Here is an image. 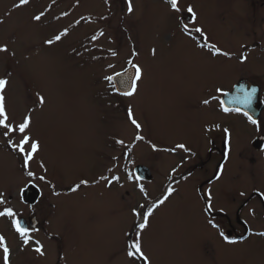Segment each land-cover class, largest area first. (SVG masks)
Segmentation results:
<instances>
[{"label":"rangeland","instance_id":"1","mask_svg":"<svg viewBox=\"0 0 264 264\" xmlns=\"http://www.w3.org/2000/svg\"><path fill=\"white\" fill-rule=\"evenodd\" d=\"M263 1L180 0L181 12L174 13L167 0H131L128 13V0H30L19 7V0H0V46L8 48L0 53L7 113L13 123L30 115L29 135L40 142L25 166L0 136V199L5 202L0 211L11 208L13 217L35 213L54 227L65 221L61 231L79 236L80 255L71 257V264H131L126 246L140 231L139 213L172 188L142 232L151 264H264V236L259 235L264 205L254 198L242 209L240 218L251 232L243 242L229 243L227 219L206 213L198 189L219 161L216 147L226 139L222 172L203 188L211 196L209 210L226 214L234 225L236 209L253 191L264 201V149L251 145L264 135V108L252 124L239 113L225 112L220 102L225 91L245 79L259 83L264 104ZM189 5L195 13L190 24L182 19ZM40 12L45 15L34 20ZM65 28L69 35L55 41ZM49 39L51 45L45 43ZM202 41L207 48L197 47ZM215 48L230 55L214 54ZM133 64L143 69L142 79L133 95H119L106 77ZM129 109L140 129L128 119ZM12 140L19 143V134ZM201 162L192 175L173 181ZM137 165L147 166L152 178L139 180L133 171ZM27 183L42 189L35 207L18 193ZM13 217L0 219L9 264H56V250L48 245L46 258L28 259V245L12 238ZM2 254L0 248V264Z\"/></svg>","mask_w":264,"mask_h":264},{"label":"snow or ice","instance_id":"2","mask_svg":"<svg viewBox=\"0 0 264 264\" xmlns=\"http://www.w3.org/2000/svg\"><path fill=\"white\" fill-rule=\"evenodd\" d=\"M30 2V0H19V6H24L27 5ZM167 3L170 5L171 10L174 13H180L181 12V7H180V0H167ZM128 13H132L133 7L131 4V0H128V8H127ZM187 12L192 14V18L195 19V13L193 11V8L189 5L187 7ZM45 15V12H40L39 14L35 15L33 17L34 20L40 21L42 17ZM68 13H62L61 16H66ZM76 24L79 23V21L75 22ZM182 28L184 29L185 32L188 31L187 25H182ZM196 33H203V30L201 28H195ZM69 35V31L67 28L63 29L59 34L55 35L54 40L59 42L62 40V38L66 37ZM103 35V33H101ZM97 37L94 35L92 37L93 40H95ZM46 44L51 45L53 43V39H49L45 41ZM215 47V46H213ZM155 49L152 50V54L155 55ZM8 52V48L6 46H0V53H6ZM113 56L116 55L115 52L111 53ZM214 54H220L224 56H229V53H222L220 49L215 48V53ZM246 57L241 56L240 61L243 63L245 61ZM131 63V61H129ZM134 68V74L132 77V83L130 85L131 90L130 91H125L123 94L127 96H131L135 93L136 87H137V82L142 79L143 75V69L141 68L140 65L138 64H133L132 65ZM120 74H117L119 76ZM106 79L111 80L112 77H106ZM8 81L6 79L0 78V136L5 137L11 147L18 152L23 157L25 166H27L28 162L34 158V156L38 153L40 149V142L37 138H34L33 136L29 135V133L32 130V117L30 115H25L22 118V121L19 123H13L10 121V118L7 113V106H6V97L4 95V90L7 85ZM218 91H220L218 89ZM239 92L241 95L236 96L233 100H230L229 103H240L243 104L246 108L251 107L253 97L256 93L255 88L251 89H245L243 86H240ZM38 102L43 105L45 103L44 97L40 96L38 97ZM209 101L205 100L204 103L207 104ZM225 112L230 111L228 108H223ZM232 111H240V109H232ZM247 115V113H245ZM249 120L253 123L256 124L255 120H252V118L249 116ZM128 119L130 120L131 124L135 126L136 129H140L141 125L140 123L137 122V120L134 118V115L132 113V110L129 109L128 111ZM225 132H227V129H225ZM19 134V143H15L12 140V137L15 136L16 134ZM137 139H142L141 136H137ZM117 143L123 144V141H117ZM177 148H185V145L183 144H178L176 146ZM28 176L31 177L33 176V172L29 171ZM219 178V176L217 177ZM40 179H44V177H41ZM113 179H118V178H113ZM86 183L85 181H81V184ZM75 190V189H74ZM143 192L144 189H141ZM173 189L169 188L167 190V195L164 196L163 199L159 200L158 202H154L151 207L148 208L147 212H142L139 213V215L142 216V223L137 225L138 231L135 235V238L132 240L130 244L126 246V254L127 257L130 259L131 264H135V261L137 258L142 262V264H151V259L150 257L146 254L144 251V245H143V236L142 232L149 227V218L154 215V209L158 208L159 205H162L165 203V201L172 195ZM211 200V196H209V201ZM5 202L0 199V204H4ZM142 208L144 206H141ZM133 215H137L138 213L136 212V209H132ZM2 216H8V217H13L14 212L11 208H4L3 211H0V217ZM13 226L16 230V232L20 235V237L23 240V243L25 245L29 244V237H28V229L24 228L20 225L18 220H13L12 221ZM259 235L264 236V232L259 233ZM221 236H223V233H221ZM225 239H227L225 237ZM229 243H233L234 241H228ZM0 248L3 249V261L4 264H9V257H10V250L9 248L5 245V238L3 236H0ZM34 251L40 255H44L43 252V245L39 243V241L36 242V247L34 248Z\"/></svg>","mask_w":264,"mask_h":264},{"label":"flooded vegetation","instance_id":"3","mask_svg":"<svg viewBox=\"0 0 264 264\" xmlns=\"http://www.w3.org/2000/svg\"><path fill=\"white\" fill-rule=\"evenodd\" d=\"M261 6L264 7V1L261 4ZM188 14H190V13L187 12L186 17H183L182 19L183 20L185 19V21L188 24L193 23L194 19L192 17L190 20H188V18H189ZM201 38H203V37H201ZM257 46H259V44ZM197 47L204 48V49L207 48L206 45H204V41H202V44L198 43ZM258 48H260V46ZM240 82L245 87V89H250L252 86H254V88L257 87L258 92H259V96H260V92H261L260 88L261 87L258 85L259 83L256 82L253 84V83H250L249 81H247L245 79H241L240 81H238L236 84H234L232 86L231 90L225 91V93L232 91L234 86L238 85ZM113 89H114V87H113ZM115 92H116V90H115ZM123 96H127V95H123ZM220 102H221V98H220ZM221 106H222V108H225L224 105L222 104V102H221ZM263 108H264V104H263ZM229 112L239 113V114L243 115L247 121L250 122L248 116H246L242 111H232V109H231ZM259 118H258V120H259ZM257 121H256V123H257ZM252 141L253 140H251V145H252ZM227 148L228 147L226 144V139H223V142L220 143L219 148L216 147L217 152L219 150L218 153L220 155L219 161H217L218 165L216 164V166H214V169H213V171L209 177H207L204 181L199 183L198 189H199V193H200V196L202 198V202L204 204L206 213L212 217L220 216V217H225L227 219L228 226L231 230V231L226 232L228 239H229L228 241L243 242L248 237L249 233L251 232V228H250V226H248V224L242 218H240V213H241L242 209L246 205H248L249 203L254 204V198H256L262 205H264V201L262 200L259 191H253L252 195L246 201H243L238 206V208L236 209V211L234 213V219H233V221L235 223V224L233 223L234 225H232V221H231L232 218L226 216V214L221 213V212L214 213V212H211L209 210V208L207 206L209 196L207 197L206 194L203 192V190H204L203 188H205L210 183L215 182L218 179L217 177L220 176L222 169H223V167L227 161V159H226V157L228 156ZM262 149H264V144H263V147L259 150H262ZM213 150H214V148H213ZM210 155H212V147L209 148V156ZM202 164H203L202 162L199 164L197 163L191 169H186L185 171L180 172L179 174H177V178L173 179V181L179 182V181L187 178L188 176L192 175L199 167H201ZM208 165H209V163H208ZM18 193H19L21 199H23L28 205L34 206L42 195V189H40V186H36L33 183H27L25 186L19 187ZM31 197H36V199L33 203L29 202ZM56 211H57V208H56ZM1 218L2 217H0V219ZM14 219L18 220L19 223L21 220L22 223L20 225L29 230L28 231L29 244L27 247V252H28L27 254H28V259H30L31 261L40 262L41 258H46L45 254L40 255L34 251V248L36 247L37 241H39V243L41 245H43V252L45 251V246H47V245L49 246V248L51 246L55 248L56 254H57L56 258H55L56 264H71V262H70L71 257L77 258L80 255V253H79L80 249L78 248L79 247V243H78L79 236H78V234L73 232V231H71L69 233H65V232L61 231V227L64 225V223L66 224L65 221L58 224L57 225L58 227L57 226L54 227L51 225V221H49V220L40 221L39 218L37 217V215H35V213H32V214L27 215L25 217L24 216L13 217V218H11V221H9V224L11 225V231H12L11 234L13 236L12 238L15 239L18 237L21 241H23V240L20 237V235L16 232V230L13 226V223H12V221ZM242 220L247 225V228H248L247 231L244 230V225L241 223ZM214 225H218V224L214 223ZM69 226H70V228H72L73 222H71ZM52 229L53 230L55 229L57 231H51ZM5 241H6V246L8 248H10L9 243H7L8 242L7 238L5 239ZM1 258L3 260V254H2ZM9 260H10V257H9ZM136 261L138 262V264H142V262L139 260V258H137Z\"/></svg>","mask_w":264,"mask_h":264},{"label":"water","instance_id":"4","mask_svg":"<svg viewBox=\"0 0 264 264\" xmlns=\"http://www.w3.org/2000/svg\"><path fill=\"white\" fill-rule=\"evenodd\" d=\"M190 19H191V17L188 18V20H190ZM117 74H120V75L117 76ZM117 74L113 76V82H114V85H115L117 91L119 93H124L125 91H130L131 90L130 85L132 83V77L134 74L133 66L128 67L123 72H120ZM240 86H243L241 84V82L238 85L234 86L232 92L227 93L223 96V98H222L223 104L227 108H238L242 112L247 113V115L250 116L253 120H257L258 117L260 116V113H261L262 108H263V103L259 97V92H258L257 87H255L256 93L253 97L251 107L246 108L243 104H240V103H229L230 100H233L236 96L241 95V93L239 92ZM251 88H254V86H252ZM263 143H264V136H258L252 141V145L256 149H261ZM134 171H135L136 175L142 179L149 180L152 177L148 167H146L144 165H137L134 168ZM35 199H36V197H31L29 202L33 203L35 201ZM21 223H22V221L20 220V224ZM241 223L244 225V227L246 229V224L243 221H241Z\"/></svg>","mask_w":264,"mask_h":264}]
</instances>
